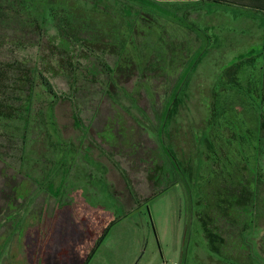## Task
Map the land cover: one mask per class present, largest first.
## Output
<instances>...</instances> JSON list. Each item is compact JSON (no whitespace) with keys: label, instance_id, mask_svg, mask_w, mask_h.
<instances>
[{"label":"rangeland","instance_id":"1","mask_svg":"<svg viewBox=\"0 0 264 264\" xmlns=\"http://www.w3.org/2000/svg\"><path fill=\"white\" fill-rule=\"evenodd\" d=\"M185 2L184 26L142 24L129 64L93 43L66 55L47 35L22 48L0 29V264H264V127L251 101L264 62L225 74L264 46V13ZM20 72L41 73L32 92ZM219 101L232 110L216 120Z\"/></svg>","mask_w":264,"mask_h":264},{"label":"trees","instance_id":"2","mask_svg":"<svg viewBox=\"0 0 264 264\" xmlns=\"http://www.w3.org/2000/svg\"><path fill=\"white\" fill-rule=\"evenodd\" d=\"M185 1L187 0H177L172 3L158 0H0V29L11 31L13 35H9V44L22 48L35 46V42L37 41L35 38L39 40L47 35L49 40L57 43L66 55L73 52L75 46L83 48L86 46L87 49L92 50L87 45L93 43L94 46L103 45L105 50H113L119 56L121 63L125 60V63L129 64L131 49L137 48L136 46L142 36H147L144 33L142 24L149 23L148 18H167L177 15L179 23H181L180 25L184 26L183 22L187 19V14L184 15V13H187V8H183V3H187ZM191 1L200 5L207 4L208 6L221 8H227L235 3L236 5L234 6L240 10L250 8L252 14L256 17L260 16V12L264 13V0ZM154 20L157 22L156 19ZM138 23L141 24L143 31H139ZM187 28L193 31L192 28ZM51 30H55V33L50 34ZM100 40L101 42L99 43ZM259 59H262L264 62V46L260 47L259 51L253 49L238 55L230 62V66L225 70V74L230 76L231 74L240 73L245 67L254 64ZM9 65L10 67L13 66ZM261 69L263 70L261 74L262 79H260L261 90L258 92L260 101H256L254 98L251 101L257 109L259 125L261 124L263 128L264 64ZM225 74L224 76H226ZM39 76L41 77V73L39 72L31 73V76L28 73L22 74L20 72L18 80L23 88L32 92L33 85L39 80ZM233 84L234 81L231 79L229 85L233 86ZM240 86L238 84V87L234 88L238 89L241 95L245 96V98L252 95L251 91ZM177 99L168 107V111L174 110L176 103L179 102ZM24 110L26 116L20 114L18 118L20 122H24L25 126H28L27 116H29L28 112L30 109L27 107ZM231 110V106L228 103L219 101L218 109L216 110L217 112L219 111V115L217 118L216 116L214 118L216 120L224 118L222 115L226 112H231ZM14 115V113L9 114V119H13ZM235 117L237 118V129L239 130L235 131L236 138L234 142L240 146L239 152L246 156L247 150L250 149L253 143L249 123L245 120V115L238 114ZM240 117H242V120L238 122ZM243 131L245 132L242 133ZM255 134L254 141L257 143L261 142L260 137ZM257 148L258 146H255L254 150ZM115 222L117 221H112L110 226ZM207 236L212 244L216 240H219L208 231Z\"/></svg>","mask_w":264,"mask_h":264},{"label":"crops","instance_id":"3","mask_svg":"<svg viewBox=\"0 0 264 264\" xmlns=\"http://www.w3.org/2000/svg\"><path fill=\"white\" fill-rule=\"evenodd\" d=\"M207 231L209 232V230L206 229L205 232H207ZM215 236L219 239L220 242H223V237H220V236H218V235H215ZM212 248H213V249H212L213 251L210 249V251H212L211 253H219L220 248H219L218 246H216V247L214 246V247H212ZM211 253H208V254L210 255Z\"/></svg>","mask_w":264,"mask_h":264},{"label":"built area","instance_id":"4","mask_svg":"<svg viewBox=\"0 0 264 264\" xmlns=\"http://www.w3.org/2000/svg\"><path fill=\"white\" fill-rule=\"evenodd\" d=\"M163 264H168V263H165V262H164ZM173 264H179V263L175 262V263H173Z\"/></svg>","mask_w":264,"mask_h":264}]
</instances>
